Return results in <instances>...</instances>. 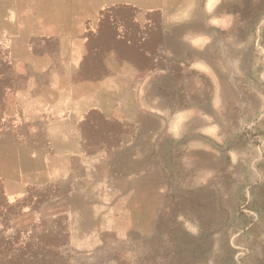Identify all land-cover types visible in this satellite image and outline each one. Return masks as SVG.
Segmentation results:
<instances>
[{"label":"rangeland","instance_id":"374dc122","mask_svg":"<svg viewBox=\"0 0 264 264\" xmlns=\"http://www.w3.org/2000/svg\"><path fill=\"white\" fill-rule=\"evenodd\" d=\"M196 3L204 20L189 29L200 38L181 58L162 61L169 79L158 104L167 118L143 117L144 129L155 133L142 136L140 165L128 164L135 151H126V173L140 179L135 191L7 189L0 177V241L47 249L55 242L65 264H264V0ZM149 41L152 50L157 38ZM29 45L35 58L57 42ZM26 57L11 54L0 38V151L9 155L5 146H13L15 173L23 148L40 138L23 90L25 80L44 76ZM132 132L127 126L126 135Z\"/></svg>","mask_w":264,"mask_h":264},{"label":"crops","instance_id":"0c3cea01","mask_svg":"<svg viewBox=\"0 0 264 264\" xmlns=\"http://www.w3.org/2000/svg\"><path fill=\"white\" fill-rule=\"evenodd\" d=\"M196 1L0 0V38L11 54L26 53L25 61L44 76L24 83L26 117L40 138L21 151L20 173L13 146H5L9 155L0 151L7 189L80 184V191L109 196L135 191L140 179L126 173V151H135L128 164L140 165L142 136L155 133L144 129L143 117L167 118L166 106L158 104L169 79L162 61L181 58L179 51L200 38L189 29L190 22L204 20ZM126 25L140 29L135 34ZM152 37L157 43L147 50ZM30 39L57 45L34 58Z\"/></svg>","mask_w":264,"mask_h":264},{"label":"trees","instance_id":"16d2710c","mask_svg":"<svg viewBox=\"0 0 264 264\" xmlns=\"http://www.w3.org/2000/svg\"><path fill=\"white\" fill-rule=\"evenodd\" d=\"M4 78L3 86L6 87V90H10L11 83L9 82L12 77L6 73ZM3 94L4 92L0 91V102L3 101ZM49 246L51 248L47 249V245L33 247L26 244L21 246L0 241V264H65L55 252L57 243L50 242Z\"/></svg>","mask_w":264,"mask_h":264}]
</instances>
